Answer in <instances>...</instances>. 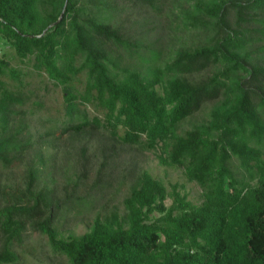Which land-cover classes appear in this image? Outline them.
I'll return each mask as SVG.
<instances>
[{"label": "trees", "instance_id": "trees-1", "mask_svg": "<svg viewBox=\"0 0 264 264\" xmlns=\"http://www.w3.org/2000/svg\"><path fill=\"white\" fill-rule=\"evenodd\" d=\"M0 40L16 63L0 57V170L24 168L0 184V264L27 227L67 264H264V0H0ZM133 146L200 202L133 166L121 208L62 236ZM63 147L80 173L57 164Z\"/></svg>", "mask_w": 264, "mask_h": 264}, {"label": "rangeland", "instance_id": "rangeland-1", "mask_svg": "<svg viewBox=\"0 0 264 264\" xmlns=\"http://www.w3.org/2000/svg\"><path fill=\"white\" fill-rule=\"evenodd\" d=\"M152 35L154 36L155 34L152 33ZM0 57L7 59L11 62V65L16 66L11 50L2 40H0ZM48 95L53 98L56 96L53 93H49ZM53 98H51V101L55 102L56 100ZM203 115L204 112L195 114L193 117L183 122L180 129L189 128L191 124L199 121V118ZM33 125L35 126L34 123ZM95 141V139H92L89 143H87L85 140H82L75 144L76 150L77 148L86 147V156H91L96 146V143H94ZM63 149L66 150V153L63 155L61 153L60 156L57 157V164L63 167L62 170L68 172L67 175L80 173L81 169L77 166V163H80V155L76 153V150L71 151L65 147H63ZM91 162L92 163L88 165L91 166L89 184L94 178L97 160L91 159ZM110 162L116 163V168H114V172L111 173L113 175L111 179H109L111 188L105 189L101 199L100 194H97L95 191L92 192L90 195L92 198L97 195L100 199L98 202L94 203L92 207L90 206L88 209L81 208L80 212L71 210L65 217L58 218L59 224L57 226L59 233L62 236H67L68 234L78 235L86 231L90 226L93 217L97 214V212H100L101 209H110L114 206L121 208L122 200L128 194L129 186L133 180L132 176L129 175V171H131L133 166H135L137 170L148 171L153 177L160 180L168 189L171 185H179L180 188L178 190L181 193H186L188 195V200L193 203H198L201 200V189L195 183L187 181L182 173V170L160 165L157 156L152 152L141 151L134 146L131 148L125 147V149L121 151V155L118 158H114L112 161L110 160L109 163ZM137 170L133 172V175L137 173ZM23 171V166L17 163H13L9 170H0L1 186H8L16 182H20ZM55 180L58 186H61L64 182V178L60 177V173L55 177ZM67 188L70 191L71 186L69 185ZM169 204L170 200H167L166 205ZM43 238L44 237L40 233L34 232L30 227H27L26 232H24L22 236L21 243L15 242L13 244V250L18 256V261L15 264H67L65 260L60 257L53 258Z\"/></svg>", "mask_w": 264, "mask_h": 264}, {"label": "water", "instance_id": "water-1", "mask_svg": "<svg viewBox=\"0 0 264 264\" xmlns=\"http://www.w3.org/2000/svg\"><path fill=\"white\" fill-rule=\"evenodd\" d=\"M62 18V14H61V16H60V18H59V20Z\"/></svg>", "mask_w": 264, "mask_h": 264}]
</instances>
